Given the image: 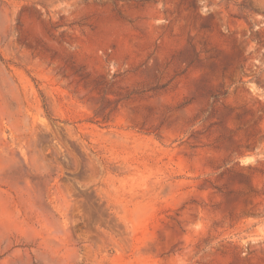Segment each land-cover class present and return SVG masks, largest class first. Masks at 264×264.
<instances>
[{"label":"rangeland","instance_id":"obj_1","mask_svg":"<svg viewBox=\"0 0 264 264\" xmlns=\"http://www.w3.org/2000/svg\"><path fill=\"white\" fill-rule=\"evenodd\" d=\"M0 264H264V0H0Z\"/></svg>","mask_w":264,"mask_h":264}]
</instances>
